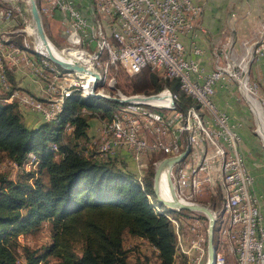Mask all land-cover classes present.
I'll use <instances>...</instances> for the list:
<instances>
[{
	"label": "built area",
	"instance_id": "1",
	"mask_svg": "<svg viewBox=\"0 0 264 264\" xmlns=\"http://www.w3.org/2000/svg\"><path fill=\"white\" fill-rule=\"evenodd\" d=\"M41 1L48 5L49 13L60 19L63 36L71 46V52L76 53L75 56L64 54L67 58L93 71L94 59H102L108 70L123 69L131 76L147 68L152 71L165 69L173 78L182 79L183 86H188L190 93L199 95L209 113V138L200 139L199 122L193 107L187 112L176 107V113L120 109L118 127H110L106 120L104 124H98L91 138V146L86 148L92 151L90 158L107 161L125 155L132 158L142 171L155 151L178 147V157L183 154L186 139H194L195 151L191 163H178L171 170L172 181H179L180 187H186V196L177 197L189 203L192 193L210 192L215 196L217 189L225 192L226 188H233L232 215L235 224H231L229 229L227 255L225 252L222 255L224 264H264V215L261 211L264 196L253 192L254 178L241 151L239 126L215 102L219 86L242 83L244 96L252 98L260 107L262 114L258 120L262 118L264 127V96L259 84L250 76V65L257 59H264V34L251 49L247 60L218 66L220 75H211L188 55L183 43L184 37L197 38L198 32L203 31L198 29V21L204 7L194 0ZM93 2H100L104 6V20H97ZM16 20L25 25L20 8L12 0H0V21L10 24ZM27 29L2 32L0 36L9 39L11 35L29 34ZM102 33H109L113 37L112 46H104ZM25 43L29 45L27 40ZM72 44H86L88 54L78 55L77 51H72ZM192 54L203 56L204 50L193 43ZM0 59H5V69H0V93L7 95L12 91L9 74L21 69L28 72L40 88L42 101H35V94L22 90H14L8 98L39 114L43 121L56 116L63 106L65 95L77 86H84L52 81L31 60L18 56L14 51L0 49ZM53 67L58 66L53 64ZM88 77L89 84L86 85H91L92 90L96 79L90 75ZM245 100L250 104L246 97ZM164 102L173 106L168 99ZM251 112L257 114L254 108ZM73 132L69 124L66 133ZM105 137H112L111 148H104ZM220 155H228V172H221ZM187 228L185 242L191 264H208V234L204 221L191 219L187 222Z\"/></svg>",
	"mask_w": 264,
	"mask_h": 264
},
{
	"label": "trees",
	"instance_id": "2",
	"mask_svg": "<svg viewBox=\"0 0 264 264\" xmlns=\"http://www.w3.org/2000/svg\"><path fill=\"white\" fill-rule=\"evenodd\" d=\"M131 77L136 94L151 96L169 90L178 110L200 109L181 91L179 80L166 79L149 68ZM10 79L12 91L0 98V154L22 173L16 181L0 176V264H50L52 259L57 264H130L126 235L146 241L155 249L159 264H176L178 235L169 217L195 213L168 211L164 206H159L163 212L156 211L155 174L140 180L125 162L129 156L100 161L83 155L82 149L93 137L92 124L98 122L95 115L103 113L99 121H111L123 105L75 93L54 121L32 128L16 102L4 101L20 90L14 77ZM111 106L116 108L113 112ZM69 124L74 127L72 134L66 133ZM30 164L37 170L26 172ZM44 223L51 225L50 244L40 249L19 244L21 235L40 230ZM217 233L218 227L216 245ZM186 260L189 264L188 258L182 259Z\"/></svg>",
	"mask_w": 264,
	"mask_h": 264
},
{
	"label": "crops",
	"instance_id": "3",
	"mask_svg": "<svg viewBox=\"0 0 264 264\" xmlns=\"http://www.w3.org/2000/svg\"><path fill=\"white\" fill-rule=\"evenodd\" d=\"M202 4L204 12L198 21L197 38L184 37L183 43L188 55L195 59L206 71L213 72L219 67L242 62L246 59L253 47L264 34V0H194ZM52 33L60 30V19H48ZM19 25L16 21L5 24L0 21V33L15 30ZM196 43L202 50L203 56L192 54V44ZM248 59V58H247ZM246 59V60H247ZM251 79L260 86L261 95L264 96V59H257L251 65ZM14 73L17 86L38 94L40 88L33 78L27 74ZM247 98V97H246ZM248 100V99H247ZM249 101V100H248ZM217 106L226 112L232 122L239 126L242 136L241 151L251 175L254 178L253 192L264 196V148L257 141V137L250 132L251 110L247 102H241L236 85L219 86L215 96ZM250 102V101H249ZM257 116L260 117L258 109ZM249 107V106H248ZM250 111V112H249ZM30 115V116H29ZM27 126L38 127L43 119L37 115L26 114ZM40 122V123H39ZM39 123V124H37ZM98 123L92 124L90 135H95ZM259 129L264 136L262 120L259 118ZM90 156V154H89ZM162 188L164 190L163 184ZM264 215V206L262 207Z\"/></svg>",
	"mask_w": 264,
	"mask_h": 264
},
{
	"label": "bare ground",
	"instance_id": "4",
	"mask_svg": "<svg viewBox=\"0 0 264 264\" xmlns=\"http://www.w3.org/2000/svg\"><path fill=\"white\" fill-rule=\"evenodd\" d=\"M38 6L40 8L41 14L43 16H46L47 19H55L56 18V16L53 13H49V8H48V5L46 3L39 0ZM93 9L96 10L97 20H104V6L101 5L100 2H93ZM27 32L31 35H34L33 28H32V30L28 28ZM102 42H103L104 46H112L113 45V37L111 35L106 37L105 33H102ZM82 45H84V44H72V51L73 50L78 51L77 52L78 55H87L88 54V47H87V45H85V46H83V49H82V48H80ZM24 46H26V48H27L29 45L24 43ZM36 46H37V49L39 50V52H44V50L42 49V47L39 44H36ZM0 49H6L8 51H14L18 56L28 58L29 60L32 61V63L36 66V68L39 69L40 72H42L43 75H45L47 78H49L52 81H67V82H71L72 84L84 85V86H77L75 90H73L69 94L65 95L63 97V106L59 109L56 116H53L44 122L54 121L57 118V116L61 113L64 105L66 104V101L73 94L80 93L84 98H88V96L92 93L91 85H86V84H89L88 75H83L82 73H79V72H67V71L60 69L59 67H53V63H51L47 59H45V58L40 59V60L36 59L35 57L29 55L25 51L24 48L17 47L9 39H6L5 37H2V36H0ZM52 49L56 54L61 55V56H63L64 54H69V53H71L72 56L76 55L75 52H71V46H69V48L63 50V54L61 52H59L55 46H52ZM94 67H95V71L97 73H99L101 76V80L99 81V85H98V92L96 91V93H98L104 97L110 98V96H108L104 92L105 89L103 86L105 84V81H107L111 70L107 69L106 62H103L102 59H94ZM0 69H5V59H0ZM154 72L162 73L164 75V77L166 79H169V80H179L180 85H181V91H183L187 96H189L193 100H195L197 102V104L199 105L200 109L199 110L194 109V113L197 115V119L199 122L198 135H199L200 139L209 138L208 127L210 126V118H209L208 110L206 109V106H205L202 98L197 94L190 93V91H188V86H183L182 79L173 78L171 76V73H169L167 70L155 69ZM211 75H220V68H216L215 71L211 72ZM235 85L239 89L240 93H242V95L244 96L243 84L242 83H235ZM100 86L102 88L101 90L99 89ZM163 94H168V96H170V99H168L167 97H166V99H168L170 104H172L173 106H168V102H164V100H165L164 97H161L155 101L150 100L148 102H133L130 104H125V105L121 106L114 113L113 119L111 121H107V124H109L110 127H118V124L120 122V109L150 110L149 108L154 107V102H155V109L162 110L165 113L166 112L167 113H170V112L176 113V107H177L176 97L169 90H165V91L160 93V95H163ZM119 97L123 98V96H119ZM244 97H247L246 99H248L250 101L249 102L247 100L250 103V104H248V106L251 109V111H253L252 105L254 104V106L258 109L259 114L261 116L262 112H261V109L258 106V104L254 100H251L252 98L250 99V97H248V96H244ZM110 99H112V98H110ZM4 101L6 103H13L12 98H8ZM35 101H42V94H39V95L35 94ZM254 116L258 120L257 114H254ZM261 120H262V118H261ZM99 124H104V121L100 122ZM68 126H67V128H68ZM70 130H74V127L70 126ZM263 132H264V129H263ZM90 146H91V139L88 142V144L86 145V148H90ZM111 147H112V137H105L104 148H111ZM57 149H58L57 146H54V150H57ZM194 151H195L194 139H186L183 154L186 152H188V154L185 157V159L182 162H180V164H190L193 157H194ZM177 154H178V147H171L168 150H157V151H155V153L153 155L164 156L167 159V158H175ZM150 158H148L147 160H149ZM220 164H221V172H228L229 171L228 155H220ZM148 165H149V163L147 161L145 163V165L143 166L142 171L146 170L148 168ZM139 179L142 180V175H141V177H139ZM172 182H173V185H174V188H175L177 195L178 196H186V187H180L179 181H172ZM162 184H163L164 190L162 188ZM160 187H161L162 195L165 198H169L170 197V190H169V185L167 183V171L166 170L162 174ZM202 194L203 193H192L189 196V203H195L196 202L195 200L198 198V196H200ZM223 198L224 199H223V207H222V218H221V220H218V222H217L218 223V226H217L218 227V233L217 234H219V242L217 245L216 264H224V258H222V255L224 254V252H223L224 247H222V245L226 246L228 244L229 229H231V224H235V217L232 215L233 214V201H234L233 188H226L225 192H223ZM169 219L171 220L170 217H169ZM171 221L174 222L175 225H177V227H178V231H177V233H178L177 234L178 235V245H177L176 249H178V253L180 252V254H183L182 257L185 256L186 258H188V262H189V264H191V255H190V252L187 248V244L185 242L186 237L181 234V230H182V227H184V224L182 221H178V223L174 220H171ZM180 258L181 257L178 258V261L180 260Z\"/></svg>",
	"mask_w": 264,
	"mask_h": 264
},
{
	"label": "rangeland",
	"instance_id": "5",
	"mask_svg": "<svg viewBox=\"0 0 264 264\" xmlns=\"http://www.w3.org/2000/svg\"><path fill=\"white\" fill-rule=\"evenodd\" d=\"M87 1L91 3V0H87ZM12 2L15 6L20 8L21 14L25 19V25L19 24L17 27H15L16 28L15 30H17V29L26 30L27 27L32 30V28H31L32 27V18H31L30 12H29V5H28L27 0H12ZM36 2L39 5V0H36ZM16 22H17V24L19 23L17 20H16ZM43 22H44L45 31L47 33L49 40L51 41V43L56 47V49L59 52L63 53V50L69 48V45L63 36L62 29L60 28V30H59V28H57L56 32L52 33V31L50 29V23L48 22V19L44 16H43ZM105 35H106V37H108L110 34L105 33ZM8 38L17 47L24 48L25 51L29 55L35 57L38 60L44 59V57H42L36 53L37 47H36L34 35L23 33L21 35L20 34L19 35H11ZM26 40L29 43V46L27 48H26V46H24V43ZM85 45L86 44L82 45L80 48L83 49V46H85ZM73 51H76V50H73ZM16 72L24 74L23 75L24 78H25V75L27 76V74H28V72L23 71V69L17 70ZM9 75H10V77L14 76V73H11ZM10 77H9V80H10L11 84L13 85ZM14 80H15V78H14ZM133 80H134V77H131V75H129L125 70H122V69L113 70V72H110V75H109L107 81H105V84L103 86L105 89L104 92L108 96H110V98H118L119 96L131 97V96H136V95H143V94H136L133 91V87H132ZM17 87L22 91L30 93L28 90L22 88L21 86H17ZM99 89L101 90L102 88L99 87ZM4 96L5 95L0 93V98H2ZM238 96L240 97L241 102L245 104V101H246L245 97L242 95V93H240L239 89H238ZM14 102H16L18 104L17 101H14ZM9 104H11V103H9ZM245 105H247V104H245ZM18 107H19V111H21V114L23 115V117L26 114H31L33 116L34 115L39 116V114L28 109L27 107H21L19 104H18ZM110 108H111V112H113L114 111L113 108H115V107L111 106ZM247 108L249 110L248 105H247ZM149 109L151 111L156 112V113H158L160 111L163 112L162 110H158V109H153V108H149ZM81 113L87 114L88 111L82 110ZM90 113H92V112H90ZM102 114L103 113H98V115H95V119H98L97 123L102 122V120H106V119H100V121H99V117ZM250 115H251V122H250L251 124H249L248 129L250 130L252 135L257 137V141L264 148V136L262 135V133L260 132V129H259V127H260L259 126V120H257V118L254 116L253 113H251ZM39 118H41V116H39ZM24 120L27 121L25 118H24ZM41 120H42V118H41ZM39 123H37V124H39ZM263 129H264V127H263ZM82 150L81 151L83 152V155L87 158H90L89 153H91L92 151H89L85 147ZM121 156L123 158H129L128 156H125V155H121ZM164 159H166L164 156L153 155L149 160H147L149 165H148V168L144 171H141L138 168V166L133 161V159L129 158V160H127L125 162H127V166H128V168H130V170L135 171L138 174V176L142 175V177L145 178L148 175V173L150 175V172H154V174H155V170H156L157 165L161 161H163ZM31 160H35V157L32 156ZM25 170H26V172H33V171L37 170V166L35 167L32 164H30V165L25 167ZM21 173H22L21 170L18 167H16L15 164L9 158L5 157L4 154H0V176H5L9 180L16 181L17 178L19 176H21ZM215 193H216L215 196L212 195L210 192L203 193L202 195L198 196V198L195 200L196 201L195 203L200 204L202 206H206L210 210H212L216 214L217 222H218V220H221V218H222V207H223L222 194H223V192L220 189H217L215 191ZM154 204H156V205H153L156 211L163 212L160 209V207H159L160 205L156 199L154 201ZM170 218H171V220H174V221H176L175 218H178V221L183 222L184 227H182L181 234L185 237L188 234L187 222L190 221L191 219H197V218L202 219L204 221L205 229H206V232L208 234L209 221L203 214L195 213V215H193L191 217L178 214V216H174V217L171 216ZM204 218L207 219V222L204 220ZM173 224L175 225L174 222H173ZM175 226H176V232H177L178 227H177V225H175ZM50 230H51V225L49 223H44L41 226L40 230L32 232L28 235H21L18 238V242L22 247H29L32 249H40L43 246L50 244V242H51ZM217 236H218V242H219V234H217ZM124 245H125L126 250L129 253L128 256H129L130 264H159V260H158L156 253H155V249H153L146 241L141 240V239L132 238L131 236L126 235L125 240H124ZM222 247H224L223 252H225V254L227 255L226 246L222 245ZM182 255L183 254H180V252L178 253V249H176V264H179L178 262L179 261L181 262L183 258L186 259V257L185 256L182 257ZM179 257H181V258L178 261ZM19 261H20V263L24 262V260L21 257H20ZM50 264H57V261L55 259H52L50 261ZM180 264H187V260H186V262L182 261Z\"/></svg>",
	"mask_w": 264,
	"mask_h": 264
},
{
	"label": "water",
	"instance_id": "6",
	"mask_svg": "<svg viewBox=\"0 0 264 264\" xmlns=\"http://www.w3.org/2000/svg\"><path fill=\"white\" fill-rule=\"evenodd\" d=\"M29 5V12L32 18V28L34 30V39L36 44H39L44 52H39L36 49V53L40 56L44 57L45 59L49 60L54 65L58 66L59 68L63 69L67 72H79L82 74H88L90 76L95 77L96 81L92 88V93L88 96L91 99H99V100H108L119 105L130 104L133 102H148L152 100H158L161 97H166L170 99V96H161L160 94L145 96V95H136L131 97L125 98H107L98 93H96L99 85V81L101 80V76L99 73L90 70L83 64L73 61L67 58L65 55L61 56L56 54L52 46H54L51 41L49 40L47 33L45 31L43 16L41 14L40 8L36 2V0H27ZM37 47V46H36ZM63 54V53H62ZM188 152L175 157V158H167L163 160L155 170V177H154V191L157 196V201L160 206H164L166 210L171 211H187L193 213H200L203 214L209 221V228H208V264H216V256H217V245L215 243V233L217 227V217L216 214L210 210L206 206H202L197 203H186L177 197L172 178H171V170L174 165L182 162L185 157L187 156ZM167 171V183L169 185L170 190V197L165 198L161 193V178L164 171Z\"/></svg>",
	"mask_w": 264,
	"mask_h": 264
}]
</instances>
